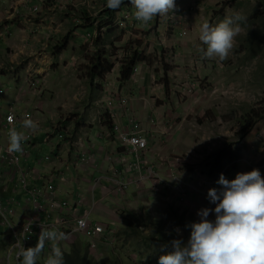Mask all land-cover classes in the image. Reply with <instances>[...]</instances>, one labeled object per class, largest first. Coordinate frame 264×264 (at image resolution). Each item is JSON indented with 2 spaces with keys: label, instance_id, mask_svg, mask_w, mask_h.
<instances>
[{
  "label": "rangeland",
  "instance_id": "374dc122",
  "mask_svg": "<svg viewBox=\"0 0 264 264\" xmlns=\"http://www.w3.org/2000/svg\"><path fill=\"white\" fill-rule=\"evenodd\" d=\"M13 1L16 15L10 10L9 18L4 14L0 20V73L3 74L0 86L2 83L7 87L10 83L5 74L15 77L16 99L25 109L28 105L37 106L36 114L41 121L66 127L71 152L79 151L75 142L84 144V139L79 138L89 129L95 127L102 136L112 133L105 100L106 95L118 94L117 90L118 97L128 98V106L133 102L148 111L142 126L150 129L144 128L150 131L149 152L153 160L159 161L163 155L172 162L181 181L197 184L226 168L227 173L256 168L264 177V0H175L182 9L179 15L185 18L186 35L181 28L167 29L166 16H157L146 27L135 25L139 28H134L133 36L119 30L114 22L106 26L107 0H71L59 7L48 1L35 15L25 9L35 0ZM119 9H133V6L129 0H123ZM237 12L247 19L241 22L242 30L229 57L222 62L218 58H202L197 51L202 46L198 39L201 23L208 21L215 25ZM83 18L92 24L90 41L83 37L86 32L82 30L87 28L78 26ZM85 39L86 43L81 44ZM96 39H101L99 45ZM99 53L112 67L109 73L92 80L93 58ZM13 54L16 62L9 61ZM136 55L132 73L136 69L140 78L122 81L121 70ZM34 79L38 80L36 91L29 85ZM107 83H111L110 87H106ZM114 83L115 90L111 88ZM256 121L258 124L244 135ZM107 138L112 141L115 135ZM85 142V147L89 146L86 139ZM101 150L106 152V157L115 155L105 145ZM49 151L47 146H41L36 155ZM228 152H238L240 157L230 161ZM243 158L248 165L237 163ZM76 171L79 181L72 182V187L75 193L82 192L91 201L88 190L92 184L83 179L86 176L81 172L83 169ZM129 189L128 186L121 192L112 186L119 199L100 202L93 212L96 220L110 224L113 229L101 248L94 251L88 248L97 264H158L157 250L165 254L171 251V245L162 248L157 242L147 244L145 238L151 235L152 228L158 222L174 224L181 220L189 229L192 222L200 219L198 210L215 207L201 193L194 192L188 194L187 203L183 204L171 188L158 191L156 182L139 187L143 193L134 197L129 196ZM95 200H99L98 188ZM102 207L108 210L102 211ZM127 218L138 227L135 234L127 228ZM209 219H215L214 212ZM178 228V237L183 239L188 231ZM6 233L0 223V256L9 245ZM77 241L88 243L85 235H73L61 247L69 251Z\"/></svg>",
  "mask_w": 264,
  "mask_h": 264
},
{
  "label": "built area",
  "instance_id": "2783aa9c",
  "mask_svg": "<svg viewBox=\"0 0 264 264\" xmlns=\"http://www.w3.org/2000/svg\"><path fill=\"white\" fill-rule=\"evenodd\" d=\"M48 1L57 7L65 2H71V0H35L29 8L30 14L40 13L43 3ZM2 2L3 0H0V9ZM133 11L134 9H121L113 21L114 25L122 31H128L133 23L139 25L140 23L133 17ZM181 13V7L176 6L173 9L170 14L171 26L173 29L181 28L183 35H186L187 32L184 29L186 22L184 16L179 15ZM87 38L90 41L92 36L88 35ZM137 72L135 69L132 76ZM29 85L36 91L38 80H30ZM5 92L6 90L0 88V94ZM20 103L19 98L15 97L7 109L0 112V223L6 228L7 233L4 236L9 243L4 254L0 256V264H18L15 257V251L18 249L15 246L21 242L25 247L34 246L41 228L48 226L59 227L68 235V239L73 235H85L91 251L101 248L105 241L110 239L113 229L110 224L96 220L92 216L97 202L93 200L87 204L82 195L72 200L60 191V185L68 181L65 171L58 168L64 163L65 146L70 147L68 129L59 123L35 130L22 128L19 120L22 111ZM105 103L113 126L111 134L116 136L126 152L124 156L116 159L123 168L114 166L110 171L109 181L116 191L123 192V189L128 188L130 180L146 185L149 180L156 179L158 191L171 188L178 194V200L185 204L190 192L201 193L208 199L209 188L221 187L217 183L221 174L231 180L240 172L235 169L232 173H227L226 168L218 175L204 178L197 184L181 181L179 177L171 180L163 178L152 167L144 168V158L149 151V136L137 114L129 111L128 98L110 94L106 95ZM121 109L125 112V123L119 118ZM24 117L30 118L31 113H25ZM13 127L24 132L27 137L21 153L8 151V133ZM111 134L108 132L106 135ZM97 138L100 139V136L98 135ZM79 143L75 142V145H82ZM41 146H47L50 151L42 156L36 155ZM95 153L97 152L92 145L80 149L76 152L74 167L99 169L100 162L96 159ZM128 155L132 156V162ZM113 157L114 155L111 154L107 157L105 155V160L112 161ZM160 161L162 166L168 165L165 158H161ZM237 163L249 164L245 158L238 160ZM46 165H49V168ZM65 167L70 168L69 165ZM129 173H132L130 178H128ZM126 179L129 181L127 182ZM99 183L100 180L97 179L92 190ZM51 243V241L46 242L44 250L47 248V254L50 252Z\"/></svg>",
  "mask_w": 264,
  "mask_h": 264
},
{
  "label": "clouds",
  "instance_id": "9594fccd",
  "mask_svg": "<svg viewBox=\"0 0 264 264\" xmlns=\"http://www.w3.org/2000/svg\"><path fill=\"white\" fill-rule=\"evenodd\" d=\"M129 2L134 9V19L145 27L157 16H167L176 8L175 0ZM122 3L123 0H107V7L116 10ZM246 19L237 12L215 25L202 22L198 35L202 46L197 49L201 57L218 58L221 62L226 60L236 46V37L242 30L241 22ZM23 127L35 129L38 124L25 118ZM26 139L24 132L13 127L8 133V151L21 153ZM217 183L221 185L219 189H208V199L215 207L198 210L200 219L191 223L187 243L182 238L173 239L171 251L160 255L158 264H264V177L259 169L253 168L237 173L231 180L221 174ZM213 212L214 220L209 219ZM67 239L68 235L59 227L41 228L34 246L25 247L22 242L15 246L18 249L15 251L16 260L18 264H38L41 256L46 255L43 264H66L61 242ZM48 241L52 243L47 254V248L44 249Z\"/></svg>",
  "mask_w": 264,
  "mask_h": 264
},
{
  "label": "crops",
  "instance_id": "0c3cea01",
  "mask_svg": "<svg viewBox=\"0 0 264 264\" xmlns=\"http://www.w3.org/2000/svg\"><path fill=\"white\" fill-rule=\"evenodd\" d=\"M13 2H15V1H13V0H8V1L7 0H3L2 5H1V9H0V20L4 16V14L7 15L6 19H8L9 18L8 14L10 13V10L13 12L12 15H14V16L16 15V8L12 7L13 6L12 5ZM20 6H23V5H20ZM7 9H9V10H7ZM13 9H14V11H13ZM25 9L28 10V12H29V7H26ZM22 10H24V9L22 8ZM172 12H173V10H172ZM170 14H171V12L164 19V21L166 23V26H167V23L169 21L168 26H167V29L169 27H172L171 26V23H170L171 21L169 20ZM81 22H79L78 26L80 25ZM135 25L136 24L133 23V26L130 27L128 29V31H127V33L130 32L129 34L132 35V36H133L132 33H133L134 28L135 29H138L139 28V26L135 27ZM82 31L86 32V35L83 36L85 38V36L90 35L89 32L92 31V29L91 28H87V29H84ZM173 32H176V31L173 30ZM1 35L2 34L0 33V36ZM145 42L146 41H144V43ZM85 43H86V39L85 40H82L81 44H85ZM9 58H10L9 59L10 62H16V55L13 54L12 56H9ZM139 73L134 74L132 76V78H135V80H136V78L137 79L140 78ZM1 75H3V74L0 73V76ZM5 76L7 77V80L10 81V83L8 84L7 87L4 86L1 83L0 88L6 90V92L4 94H0V112H2L5 109H7V107L10 105L11 101L14 100L15 91H16V78L15 77L9 78L7 74H5ZM0 80H1V77H0ZM110 85H111V83H107L106 84V87L107 86L110 87ZM111 88L113 90H115V83L112 84ZM115 91L118 94H115L114 93V96H119L120 93L117 90H115ZM27 107L28 108L25 109L24 106L21 105L22 111L20 112L19 120L21 121L20 124H21L22 128H24L23 127V121L25 119V117L23 115L24 113H31V117L30 118L38 124V127L35 128V129H38V128H42V127H46V126L51 125V123H45L46 121H41L39 119L38 114H36L38 112V110H37L38 107L37 106H34L32 108L31 105H28ZM141 108H142L141 106L137 107L135 104H133V102L128 107L129 111H134V112L136 111L137 112L138 119L142 122V124L144 126V123H145L144 122L145 114L148 111H144V110H142L143 108L142 109ZM121 111L122 112L119 114V118H120V120L123 123H125L126 122L125 112L123 111V109H121ZM144 128L146 129L147 127L145 126ZM24 129H27V128H24ZM35 129H33V130H35ZM147 129L150 130L149 128H147ZM89 130L90 131L84 132L85 133V136L84 135H80L79 140L80 139H84V144L81 143L82 145H79L78 146L79 147V150L88 147V146L85 147V144H86L85 139H86L88 145H92V147L94 148V150L97 152V153H95L96 154V159L98 160V158H100L98 161H101L102 160L101 162H102V165H103V167H102L101 170L100 169L89 168V169H83V171H81V172H84L86 174V176H84L83 179H85L89 184H92L91 185V188L88 190V192L92 196V199H91V201H89L83 195L82 192L75 193V190L72 187V184H73L72 182H78L79 181L78 175L76 174L77 173L76 170L79 169V168L74 167V164H73V162L75 160V156H76V152L77 151L71 152V147H69L68 145L65 146V154H64V160H63L64 163L61 164V165H59L58 168L60 170H62V171H65V173L67 175V178H68V181L70 180V178H73V177L75 179V176L77 177V179H75L74 181L72 180L71 182H68L67 181L66 184H61L60 185V191L62 193V190H64L63 191L64 195L67 196L68 198L72 199V200L75 199L76 197H78L79 195H82V196H84L85 202L87 204H90L94 200L95 202H97V205H96V208H97L98 205H100V202L101 203L102 202H112V200H113L114 197H115L116 200L119 199L118 196H116L117 193H115V192L112 191V185H111V183L109 181L110 175H111V173H110L111 168L114 167L113 164L111 165V162L114 163V165H116L115 167H120V165H119V163H118V161L116 159H118L120 156H124L126 154V152H125V147H123L120 144V142L117 140L116 136H115V139H112V141H111V140H108V138H107L108 135L107 136L99 135V133H97V129L95 127L92 128V129H89ZM149 133H150V131H147L148 136H149ZM98 135L100 136V139L97 138ZM103 145H105V147L108 148V152H113L114 151V153H115V155L113 157L114 158L113 159L114 161L113 160L112 161H109L110 164H108V162H106L108 160H105V153L106 152H103L101 150V147H103ZM149 149H150V138H149ZM131 157H132L131 155H128V158H131ZM161 158H165V157L163 155H160L159 156V161L153 160L152 155H151V152L148 151V153L145 155V158H144V164H143L144 165V168H150V167H152L154 170L158 171L163 178H166V179H169V180L174 179L175 177H179L177 175L178 174V170L174 167L173 163L169 161L168 162L169 163L168 164V167H164V165L162 166V164L160 162V159ZM106 164H108V165L106 166ZM242 164H244V163H242ZM65 165H69L70 168L69 169H66ZM46 166L49 168V165H46ZM74 174H75V176H74ZM131 175H132V173H129L128 174V178H130ZM97 179L100 180V183L95 187L94 190H92V188H93V186L95 184V181ZM155 182H157L156 179H151V180H149L147 182V184L145 186L141 182H139V184H138V181L130 180V183H128L129 184V188H130L128 194H129L130 197H134V195H136L137 193H140V192L143 193V190L141 191L139 189V187H141V188H142V186L143 187H147L148 185H150V183H155ZM62 185H64V188H62ZM96 188H98V193H99V200L98 201L95 200V190H96ZM85 192H87V189L85 190ZM119 196H121V195H119ZM101 209H102V211H104V210L107 211L108 210V209H106V207H102ZM97 211H98V209H97ZM102 215H104V212H103ZM178 227H182L183 228V226L178 225V226H176V230L179 229ZM179 231H180V229H179ZM184 231L185 232L188 231L187 234H186V237L183 238L185 240L184 242L187 243V240L190 237V234L189 233L191 232V229L190 228L187 229L185 227L184 228ZM178 235H179V232H178Z\"/></svg>",
  "mask_w": 264,
  "mask_h": 264
},
{
  "label": "trees",
  "instance_id": "16d2710c",
  "mask_svg": "<svg viewBox=\"0 0 264 264\" xmlns=\"http://www.w3.org/2000/svg\"><path fill=\"white\" fill-rule=\"evenodd\" d=\"M123 4V3H122ZM122 4L120 5V7L122 6ZM119 7V8H120ZM116 9V10H112V9H108L106 11V14L108 16V21H107V25L108 26L111 22H113L115 20V18L117 17V15L120 13L121 9ZM88 20V18H87ZM87 20L85 18L82 19V24H80V26L84 27V28H90L92 27V24H87ZM101 39H96L97 45L100 44ZM66 49V48H63ZM103 54L99 53V54H95V57L93 58V68H91V78L92 80L95 79L96 76H103L105 73H109L110 69L112 67V65H110L108 63V61L103 60L102 58ZM138 59L137 55H136V59L133 57L128 64L127 68H123L121 70L120 73V77L121 80H129L132 77V71L133 68L136 64V60ZM263 119V117L259 118V120L261 121ZM264 120V119H263ZM258 124V121H256L251 127L248 128V130L245 131L244 135L246 133L249 134L250 130H252L256 125ZM246 126L243 127V129ZM109 128L113 131V126L111 124V122H109ZM109 130V129H108ZM228 154V159L230 161H235L236 159H238L240 156L238 155V152H233L227 153ZM222 164L220 163L219 169H222ZM221 171V170H220ZM128 222L127 224H129V226L127 228L131 229L132 232L135 234L136 232H138V227L136 226L135 223H132V219L127 218ZM153 224V223H152ZM155 226V224H153ZM183 226V228H185L186 226L184 225V222H182L181 220L179 222H175L174 224H166V223H162V222H158V225L155 226L156 228H152V233L151 235H147L145 238V241L147 242V244H149V242L153 241V242H157L160 243V245H168L170 246V242L175 239V238H179L178 237V231L176 230V226ZM187 228V227H186ZM130 233L128 234V236L130 235ZM132 235V234H131ZM183 241H185L183 239ZM167 248V247H166ZM89 249L87 244L85 245V243H83L82 241L80 242H73V244L71 245V248L69 251L65 250V261L66 264H97L94 262L93 257L90 255L89 253ZM161 255V251L157 250V258H159V256ZM120 263V261L118 262ZM38 264H43L42 261L38 260Z\"/></svg>",
  "mask_w": 264,
  "mask_h": 264
}]
</instances>
